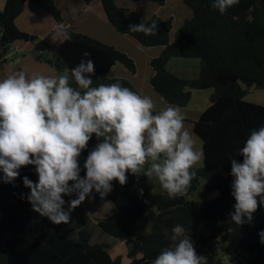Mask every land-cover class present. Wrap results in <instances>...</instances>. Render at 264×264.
I'll return each mask as SVG.
<instances>
[{
  "label": "trees",
  "instance_id": "obj_1",
  "mask_svg": "<svg viewBox=\"0 0 264 264\" xmlns=\"http://www.w3.org/2000/svg\"><path fill=\"white\" fill-rule=\"evenodd\" d=\"M99 18L111 23L119 32L128 34L146 47L163 46V51L150 63L154 75L149 79L152 89L175 106L185 107L194 90L212 88L207 108L194 121V132L202 141L203 166L195 168L196 177L186 194L170 199L167 193L141 188L137 175L129 174L127 183L113 181V190L104 198L95 193L98 202H112L116 213L97 219L98 226L124 242L127 261L122 253L114 254L106 245L91 243L93 231L88 227L63 232V224H54L47 217L34 212L26 198L30 189L23 185V176L38 179L34 166L22 167L15 184L0 182V264H150L165 246L172 244L165 238L176 224H181L194 244L199 229L209 232V237L220 236L226 244V253L236 255L241 251L250 254L249 264H264V244L258 233L264 230V205L254 213V225H235L230 218L235 199L231 195L230 175L232 158L237 156L252 129L264 125V105L245 100L251 87H264V0H240L238 5L224 14L212 8V0H181L191 10L170 42L173 28L171 19L152 15L145 23H156V34L130 32V24L143 20L129 19L128 9L117 0H84ZM164 5L167 0H152ZM31 2L51 14L57 24L65 25L62 12L53 0H6L0 8V59L17 41L32 42L39 38L24 32L16 19ZM54 58L48 60L58 70L74 68L90 52L95 62L93 86L120 81L133 91L138 89L124 78H109L107 74L117 63L130 72H136L132 57L96 38L78 33L71 28L63 32L52 30L45 38ZM171 58L198 59L200 71L196 77H180L167 68ZM98 143L95 135L79 160L83 163L88 152ZM201 178L206 182L207 194L217 192L202 202L190 198L196 192ZM71 183V182H70ZM143 189L141 195L139 190ZM67 201V196H65ZM67 207V204L65 205ZM149 209L150 230L134 236L141 216ZM73 213V211H72ZM71 213V215H72ZM73 233L75 235L73 236ZM208 236L202 234V242ZM207 264H222L218 253L211 254Z\"/></svg>",
  "mask_w": 264,
  "mask_h": 264
},
{
  "label": "clouds",
  "instance_id": "obj_2",
  "mask_svg": "<svg viewBox=\"0 0 264 264\" xmlns=\"http://www.w3.org/2000/svg\"><path fill=\"white\" fill-rule=\"evenodd\" d=\"M239 3L212 0L211 6L224 14ZM156 27L144 20L130 24L129 31L150 36ZM56 31H65V25L57 24ZM90 56L84 52L79 64L58 76L21 69L0 78V182L15 184L22 167L34 166L38 179L23 176L30 191L22 198L57 225L69 223L72 211L93 192L104 198L114 180L125 185L129 174L155 177L170 199L183 196L204 158L179 106L155 111L152 97L120 81L93 86L96 65ZM93 135L98 143L84 160L82 176L79 158ZM237 156L243 162L230 159L236 201L230 218L242 226L264 205V125L250 131ZM73 194L76 198L65 200ZM258 235L264 244V230ZM164 236L172 244L150 264H207L181 224L170 233L165 228Z\"/></svg>",
  "mask_w": 264,
  "mask_h": 264
},
{
  "label": "rangeland",
  "instance_id": "obj_3",
  "mask_svg": "<svg viewBox=\"0 0 264 264\" xmlns=\"http://www.w3.org/2000/svg\"><path fill=\"white\" fill-rule=\"evenodd\" d=\"M56 1L59 3L58 5L60 7V10L62 9L61 12L65 14L66 17H72L71 18V22H72L73 19L75 18V16L73 17V14L77 9L75 2L73 0H56ZM5 2L6 0H0L1 8L4 6ZM76 2H83V0H78ZM117 3L118 5L128 9L127 16L131 20L140 19L144 21L147 20L152 15H158L163 19H171L173 22V28L170 32V42H173L175 33L183 25L185 19L192 16V10L181 0H167V2L164 5H160L152 0H117ZM91 13L90 12L85 13L83 19H80L75 25L76 29H78V31L81 32L85 31L84 34H86V31L93 33L95 37L93 36L91 37L93 38L97 37L96 39L102 42L105 41L104 43L108 45H112L116 47L118 50L126 53L128 56L134 59L136 64V72L132 73L128 69H126L122 64L117 63L111 68V70L107 74V77L124 78L127 79L128 81L129 79H131V81H133L134 84L139 86V88L142 87L143 85L150 88L146 82L147 75H149L150 69L152 68L150 59L153 53L157 52V50L158 52L160 51L161 46H154V47L143 46L132 36L119 32L111 23H108L107 21L99 17L98 18L94 17L93 16L94 14L92 13L93 15H91ZM50 16L55 22V24H57L55 18L51 14ZM37 19L40 18L38 17ZM89 19L92 20L89 21L88 24L86 20ZM34 20H36L34 14L27 15V13H25V15H23V17L20 19L22 23L21 25L22 29L24 30L30 29L33 26L31 22ZM39 21L42 23V20H37L35 21L36 24H39L40 23ZM71 29L73 31H76L73 28ZM109 42L113 44H109ZM15 45L21 48V50L16 51ZM24 58L26 59L23 61H19ZM52 58H54V54L52 50H48V49L38 50L35 48V45L31 48H27L23 43L13 44L12 47L9 48L8 52L4 56V59L8 64H13L17 62L13 66L11 73L22 69L28 74H44L49 76H58L60 74H63L65 71L58 70L55 65H52V67H50L52 68V71H50L49 65L51 64H49L48 60ZM195 60H197L199 63L198 59ZM40 61L42 63L37 64V62ZM0 77L3 76L0 75ZM209 89H205V90H209ZM212 90L213 92L215 91L214 89ZM161 98L163 97L161 96ZM245 100L264 105V87L263 88L251 87L245 96ZM164 102L168 105H166L162 109L170 105L175 106L174 104L167 103L165 100ZM193 102H194V107L191 111L192 115L194 109H198L199 111L200 107H204L206 100H203L201 97H198L194 99ZM154 104L155 106H157L155 102ZM185 107H180V108H185ZM181 110L185 115V121H188L186 120L188 119L187 118L188 112H186L184 109ZM185 127L187 128V125H185ZM196 138L199 142L202 143L201 139L198 136ZM152 180L157 187L161 186L156 178ZM161 190H162L161 192L165 191L163 189ZM213 194L214 193L207 194L206 182L204 178H201L200 184L196 192H194L193 195H190V198L194 199L196 202H202L205 199H207V197L208 198L212 197ZM72 198H76L75 194H73L72 197L67 196V200ZM114 207L116 206L112 202H106V203L98 202L95 199V192H93L90 198H87L84 202H82L79 206H77L73 210L69 223L63 224V230H64L63 232H66L71 229L78 230L80 228L87 226L90 227L93 231V237L91 238L92 243H101L104 245L108 244L110 245V247L116 249V247L120 243L119 240H114L115 238L114 236L105 232L95 222V219H101L112 215L114 213L113 212ZM148 214H149V209L145 210V212L141 216L136 228L134 229L133 232L134 236L145 234L150 230V219ZM253 216L254 218L250 222L251 225H254L256 222L255 215L253 214ZM203 233H205L208 236L206 242H202ZM194 245L196 251H198L199 254L203 253L202 255L205 257H208L209 255L215 253L220 254V256L226 255V244L221 240L220 236H217L215 239H211L209 237V232L205 231L204 229H199V231L197 232V239ZM119 252L122 253V256L125 255L123 260L124 261L123 263H125V261H127V257H126L127 250L123 248L122 251H117V254H119ZM221 259H222V264H249L250 254L246 251H241L239 257H232L231 259H227L221 256Z\"/></svg>",
  "mask_w": 264,
  "mask_h": 264
},
{
  "label": "crops",
  "instance_id": "obj_4",
  "mask_svg": "<svg viewBox=\"0 0 264 264\" xmlns=\"http://www.w3.org/2000/svg\"><path fill=\"white\" fill-rule=\"evenodd\" d=\"M53 1L57 5V7L60 9V7L58 5L59 3L56 0H53ZM73 1L75 2L76 6H77V9L75 10V13L73 14V17L75 16L73 21L71 22V18L72 17H66L65 14L62 13L64 15L63 19H64V22H65V28H73L74 30H76L75 32L85 33V31H82V32L78 31V29H76L75 25L77 24V22L80 19H83V17H84L86 12H90L91 13L92 11L87 6V4L85 3L84 0H83V2H76L78 0H73ZM61 11H62V9H61ZM25 13H27V15L34 14V17H36V20L31 22V24H33V26L30 29H27V30L22 29V26H21L22 23L20 21V19L23 17V15H25ZM92 13H91V15L94 14V13L93 14ZM75 14L76 15L78 14V15L76 16ZM93 16L98 18V16L96 14H94ZM38 17L40 19H37ZM37 20H42V23L39 21L40 23L36 24L35 21H37ZM91 20L92 19H89V20H86V21L88 23ZM93 21H94V19H93ZM16 25L18 26V28L20 30H22L24 32H27V33H30V34L38 37L39 40H41V39H44L52 30H54L56 28L57 24H55V22L53 21V19L50 16V14L48 12H46L44 9H42L41 7L35 5V4L31 3V2H27L25 4V6H24L23 12L16 19ZM86 34L95 37V35L93 33H90L89 31H86ZM15 43L16 44L17 43H23L27 48H31V47L34 46V43L26 42V41H17ZM109 44H113V43L109 42ZM163 49H164L163 46H161L160 47V51L158 52V50H157L158 53L157 52L153 53V55L151 56V59L154 58V57H157L163 51ZM25 59L26 58H24L22 60H19V61H23ZM15 63H17V62H15ZM15 63L8 64L6 61L1 62V59H0V75L3 76V77H0V78H4V76L6 77V75L11 74L12 68L15 65ZM18 63H20V62H18ZM38 63H42V62L40 61V62H37V64ZM199 63H200V61H199ZM199 63L195 59L171 58V59H169V61L167 63V68L171 72H173L174 74H176V75H178L180 77L193 78V77H196L199 74V71H200ZM47 65H49V64H47ZM50 67H52V65H49V69H50V71H52V68H50ZM153 75H154V69L151 68L150 69V73H149V75H147V80H146L147 85L150 88H148V87H146L144 85L139 88V86L134 84L133 81H131V79H129V81H131L133 83V85L138 89V91L141 92L140 93L141 95H148V96L152 97L153 101L157 105V106H155V111H156V110H161L163 107H165L168 104H166L164 102L163 98H161V96L158 93H156L151 88V86L149 85V79ZM212 93H213L212 89H209V90H205V89L204 90H194L192 92L191 99H190L189 103L186 105L185 108H181V109H184L186 112H188L187 113V118L188 119H186L188 121H184V126L187 125V129L192 133V135L194 134L193 138L197 141V146L199 148H202V143L199 142L197 140V138H196L197 136H195L196 134L194 132V121L197 120L200 117L201 113L207 108V106L209 104V99H210ZM198 97H201L203 100H206V102H205L204 107H200L199 111H198V109H194L193 110L194 112H193V115H192L191 111H192V109L194 107V102L193 101H194V99H196ZM195 103H196V100H195ZM147 166L148 165L146 164L145 167H147ZM202 166H203V160L195 168H197V167L201 168ZM137 177L139 178V186L141 188H151L155 192H161L162 191L161 190L162 187L161 186L157 187L155 185V183L153 182L152 179H154L155 177L151 178L150 180H149L148 177H146V176H144L142 174L138 175ZM216 195H217V192H214L212 197H215ZM115 211H117L116 207H114V211L113 212L116 213ZM95 222L97 224V219H95ZM88 228L91 229L90 227H88ZM74 230H76V229H74ZM74 235H75V233H73V236ZM92 237H93V235H92ZM114 240H119V242H120L119 245L116 247V249L110 247V245H108V244L106 245L114 254H117V251H122L123 248L126 250V247H125L123 241H121L118 238H114ZM120 253L121 252H119V254ZM240 253L241 252H239L236 255H228L226 253V255H221V256H223V257H225L227 259H231L232 257H239ZM197 254L198 255H202L203 253L199 254L198 251H197Z\"/></svg>",
  "mask_w": 264,
  "mask_h": 264
},
{
  "label": "water",
  "instance_id": "obj_5",
  "mask_svg": "<svg viewBox=\"0 0 264 264\" xmlns=\"http://www.w3.org/2000/svg\"><path fill=\"white\" fill-rule=\"evenodd\" d=\"M35 48L38 50H51V47L49 46V44L46 42L45 39H41L38 41V43L35 45Z\"/></svg>",
  "mask_w": 264,
  "mask_h": 264
},
{
  "label": "built area",
  "instance_id": "obj_6",
  "mask_svg": "<svg viewBox=\"0 0 264 264\" xmlns=\"http://www.w3.org/2000/svg\"><path fill=\"white\" fill-rule=\"evenodd\" d=\"M15 50L19 51V50H21V48H19L17 45H15Z\"/></svg>",
  "mask_w": 264,
  "mask_h": 264
}]
</instances>
